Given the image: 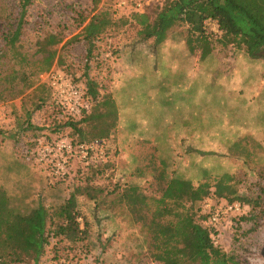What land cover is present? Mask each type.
<instances>
[{
	"label": "rangeland",
	"instance_id": "1",
	"mask_svg": "<svg viewBox=\"0 0 264 264\" xmlns=\"http://www.w3.org/2000/svg\"><path fill=\"white\" fill-rule=\"evenodd\" d=\"M121 1L100 0L95 6L93 0H32L19 42L20 49L34 62L41 56L37 41L48 32L60 33L63 41L58 45L51 70H61L86 91L93 86L97 97L90 100L92 108H97L105 96L115 100L123 127H118L115 137L104 142L109 153L104 161L98 155L94 162L78 155L72 161L70 175L58 181L30 155L35 140L40 143L63 134L68 136L63 138L74 143L81 142L75 141L78 133L73 127L65 124L64 113L53 107L51 89L43 83L47 82L45 75L49 71L36 72L38 64L31 63L28 74L36 81L21 95L10 96L0 85V94H3L0 97V186L9 185L4 188L11 205L26 213L39 203L46 207L60 204L78 186H90L89 193H77L78 207L91 224L89 251L81 246L70 247L69 243L65 249V244L50 237L37 264H157L148 256L150 234L135 220L122 200V193L130 186H138L148 196V208L153 211L155 198L162 195L166 178L172 176L187 178L195 185L209 182L212 190L222 192L226 199L211 197V210L229 198L241 201L242 212H246L241 223L232 219L239 214L223 216L217 222L219 231L214 241L233 257V264H260L259 247L264 239V59H253L242 48L216 41L212 52L201 58L200 48L190 53L186 24L172 28L161 43L153 38L141 40L138 26L124 20L133 11L146 10L154 15L164 0H125L126 5L120 6ZM21 4L22 0H0V57L5 45L3 33L20 19ZM104 10H108L112 24L94 39L89 56V45L81 32L85 24ZM208 27L219 34L214 22L209 21ZM179 48L186 51L173 53V49ZM2 60L6 63L9 59ZM152 64L162 66L163 78L170 83L166 92L171 98L164 115L168 123L177 113L189 116L193 111V106L186 108L188 104L179 101L174 93L177 90L174 69L185 65L184 69L193 71L192 81L196 86L184 89L187 97L190 91L196 92L191 97L198 112V116L194 114L196 120L192 119L197 128L192 140L210 149L191 152L186 160L189 166L181 165L180 161L174 163L181 156L169 157L173 164L168 162L156 178L141 163L131 159L126 142L130 135L126 127L131 121L129 116L143 123L140 78ZM177 107L181 109L172 115ZM5 141L8 143L4 144ZM12 148L25 160V167H19L20 162L7 164L4 154ZM203 155L206 156L202 158ZM93 166L102 172L92 176ZM20 173L26 178L24 183L19 182ZM203 201L197 205L202 206ZM193 240L191 235L178 234L168 264L189 258L191 251L186 247Z\"/></svg>",
	"mask_w": 264,
	"mask_h": 264
},
{
	"label": "trees",
	"instance_id": "2",
	"mask_svg": "<svg viewBox=\"0 0 264 264\" xmlns=\"http://www.w3.org/2000/svg\"><path fill=\"white\" fill-rule=\"evenodd\" d=\"M31 1L22 0L20 19L10 24L3 33L5 45L0 61L3 58L9 60L6 63L0 62V85L3 86L2 91L11 93L10 96L21 95L35 84L34 76L28 74L27 70L31 63L38 64L36 72L51 70L58 45L63 41L60 33H46L37 41V52L41 56L34 62L20 49L25 15ZM99 1L93 0L95 6ZM108 13V10L102 11L83 27L81 35L88 42L89 56L94 39L112 24ZM209 21L217 25L219 34L209 30ZM124 22L138 26L137 34L141 40L153 38L156 43L166 40L175 26L186 24L189 50L193 53L196 48H200L201 58L212 52L216 41L224 46L233 44L242 48L253 59H264V0H164L154 15L146 10L133 11ZM43 83L49 87L47 82ZM0 95L3 97L2 93ZM86 96L90 100L97 97L93 86H89ZM51 98L53 107L66 116L65 124L71 125L78 133L75 141L101 139L106 142L110 137H115L119 114L115 100L110 95L105 96L97 108H92L91 103L90 109L80 116L69 114L64 105L55 101L52 92ZM59 137L68 136L60 134ZM38 144L39 141L35 140L33 148ZM72 168L71 164L67 176ZM90 170L92 176L102 172V169L94 166ZM89 188V185L78 186L60 204L46 207L39 203L30 211L22 213L11 205L7 190L0 186V264H37L50 237L65 244V249L69 243L70 247L81 246L89 251L90 242L87 241L91 234V224L79 209L77 200V193H89ZM207 197L226 199L222 192L212 190L209 182L195 185L191 180L178 176L166 178L162 195L155 198L153 211H149L148 196L138 186H130L122 193V200L135 220L141 222L150 234L148 256L153 262L168 264L175 237L184 234L191 235L194 240L186 247L191 251L189 258L177 264H233V257L214 241L219 231L218 224H208L214 210L204 212L200 204L197 205ZM90 198L94 199V196ZM227 200L234 201L232 198ZM244 215L246 212H241L232 219L241 223Z\"/></svg>",
	"mask_w": 264,
	"mask_h": 264
},
{
	"label": "crops",
	"instance_id": "3",
	"mask_svg": "<svg viewBox=\"0 0 264 264\" xmlns=\"http://www.w3.org/2000/svg\"><path fill=\"white\" fill-rule=\"evenodd\" d=\"M172 51L175 54H180L182 51L186 50L179 48L173 49ZM183 54L186 53L183 52ZM191 60L192 59H190V61ZM184 66L185 65H178L174 69V86L177 88V90H174V93H176V96L179 97V101L183 100L188 104L186 108H191L193 106V111H191L189 116H182L181 113H177L174 120L172 117L169 123L165 121L164 115L168 109V99L171 98L168 96L166 88L170 83L165 81L166 79L163 78L165 73H162V66L160 64H152L151 68L148 69V73L142 74L140 78L142 82V95L144 98L142 104L143 114L141 116L143 123L141 122V125L139 124V120L137 118L129 116V119L132 121L129 122V126H131V128L128 129L129 126H126L127 132L130 134L129 139L126 140V142L127 146H129L131 150V159L141 163L140 165L143 166L144 169H147V172L152 176H155V178L159 173H161V168L166 166L168 162L173 164V162L169 160V157L179 158V156H181L180 160L174 163H178L180 161L181 165L189 166L190 162L186 161L187 156L192 154L194 150H210L200 147L197 145L196 141L194 142L192 140L197 135L196 123L195 121H192V119L196 120L198 116L197 105L191 98L193 94L196 95V92L193 93V91H190L191 93L189 92V96L187 97L184 94V89L191 90V88L195 87L196 84L193 85L194 80L192 81V78L194 77L192 73L193 71L191 69H188L189 71L184 69ZM147 96L149 98L146 99ZM177 105L179 104L177 103ZM174 109L175 110H173L172 115H174L176 111L181 108L179 109L177 107ZM168 113L170 114V112ZM195 113L197 114L196 117H194ZM134 119L137 120V122H133ZM118 127V129L123 127L120 118ZM182 128H185V130L181 131ZM6 143H8V141L4 142V144ZM138 149L141 151L139 152ZM141 152H144L143 155H139ZM4 156L7 158L8 165L12 162L15 164L20 162V164H18L20 165L19 167H25V164H27L25 160L20 157L18 153H16L14 148H12L11 152L9 151L8 154H4ZM205 156L206 155H203L201 157L203 158ZM194 165L196 166L195 161ZM20 174H18L19 182L24 183L26 178L23 177L22 173ZM2 184H4L5 188H8L9 186L7 183Z\"/></svg>",
	"mask_w": 264,
	"mask_h": 264
},
{
	"label": "built area",
	"instance_id": "4",
	"mask_svg": "<svg viewBox=\"0 0 264 264\" xmlns=\"http://www.w3.org/2000/svg\"><path fill=\"white\" fill-rule=\"evenodd\" d=\"M119 5H126V1H121ZM45 77L55 101L64 105L69 114L80 116L85 110L90 109L91 103L86 96L85 87L74 82L67 74L61 70H51L46 73ZM30 155L36 162L43 165L53 177L63 179L68 175L72 161L76 156L80 155L84 160L94 162L95 156L98 155L99 159L104 161L107 152L104 148V141L101 139L74 143L71 139L56 137L40 142L36 148L30 151ZM201 207L204 212L210 211L211 197L205 198ZM242 210L243 203L241 201L224 200L216 205L208 219V224H217L223 216H228L231 213L239 214Z\"/></svg>",
	"mask_w": 264,
	"mask_h": 264
},
{
	"label": "water",
	"instance_id": "5",
	"mask_svg": "<svg viewBox=\"0 0 264 264\" xmlns=\"http://www.w3.org/2000/svg\"><path fill=\"white\" fill-rule=\"evenodd\" d=\"M261 250V252H260ZM259 261H260V264H264V239H263V242L261 244V246L259 247Z\"/></svg>",
	"mask_w": 264,
	"mask_h": 264
}]
</instances>
